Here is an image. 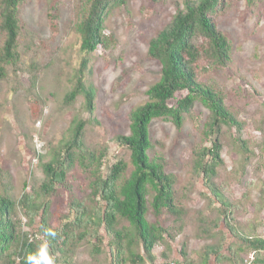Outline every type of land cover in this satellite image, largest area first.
Listing matches in <instances>:
<instances>
[{"label":"trees","instance_id":"1","mask_svg":"<svg viewBox=\"0 0 264 264\" xmlns=\"http://www.w3.org/2000/svg\"><path fill=\"white\" fill-rule=\"evenodd\" d=\"M247 1L251 6L258 0ZM228 2L184 0L170 26L151 40L148 57L161 64V80L149 89L148 102L132 112L130 135L117 138L120 146L131 153L130 164L121 160L110 166L106 148L86 144L88 121L76 119L67 137L48 150L46 157L50 160L45 162V157L39 156L44 178L39 183H26L19 199L14 197L10 178L0 168V264H27L26 257L35 253L44 239L50 242L55 264H77V250L84 245L93 260L105 257V264H156L154 250L160 246L164 248L162 264H210L212 259L215 264H264V237L251 235L262 224L257 220L248 225L235 222L233 215L239 206L230 204L223 187L216 182L225 169V130L243 156L242 173L255 156L251 142L243 137L246 123L228 109L226 97L216 83L203 81L211 72L232 65V43L217 25V17ZM23 4L24 0H0V80L7 77L9 68L15 74L21 71V47L27 48L28 53L35 52L36 38L21 20ZM126 5L127 0H77L74 28L84 57L75 73L74 89L65 98L66 106H72L82 95L86 110L95 112L96 90L85 84L88 56L99 48L110 47L111 39L105 34L107 19L111 11ZM53 10L56 13L52 17L56 19L58 12ZM29 67L36 76L34 54ZM198 103L210 112L204 130L210 145L199 146L195 151V172L203 178L212 197L208 209L216 216L211 219L203 212L190 217L189 192L178 191L177 177L167 172L162 155L150 154L152 122L170 120L181 129L185 115H190ZM130 167L133 170L128 174ZM78 169L85 186L79 185L75 176ZM60 189L66 195L68 214L53 225L52 206L61 195ZM262 202L257 206L258 214L263 210ZM162 217L170 224L162 223ZM222 225L232 238L227 249L228 238L220 230ZM188 226L196 229L197 240L208 244L193 260L188 243L184 242L179 250L182 262L172 260L171 243ZM45 228L56 231L57 236L45 237Z\"/></svg>","mask_w":264,"mask_h":264},{"label":"rangeland","instance_id":"2","mask_svg":"<svg viewBox=\"0 0 264 264\" xmlns=\"http://www.w3.org/2000/svg\"><path fill=\"white\" fill-rule=\"evenodd\" d=\"M183 1L127 0L126 6L111 11L105 31L111 39L110 47L99 48L88 56L85 84L96 90V110L90 114L82 95L72 106L65 105L84 57L80 36L74 28L77 0H24L21 20L36 38L35 52L28 53L27 48L21 47V71L15 74L9 68L7 77L0 80V168L10 178L16 199L24 193L26 183L43 180L39 156L49 161L48 150L67 137L76 119L88 121L86 144L106 148L110 166L121 160L131 163V153L120 146L117 138L130 135L132 112L148 102L149 89L161 80L162 66L149 59V45L170 26ZM53 9L58 12L56 19L52 17L56 13ZM217 25L232 43V65L211 72L203 81L216 83L226 97L228 109L238 113L246 123L243 137L251 142L255 156L242 173L243 156L225 130L222 152L225 169L216 182L223 187L230 204L239 206L233 215L235 222L248 225L257 220L262 227L251 235L264 237V0L251 6L247 0H229L217 17ZM33 54L38 65L36 76L29 70ZM209 119L210 112L198 103L190 115H185L181 129L163 119L153 121L150 128L153 145L150 154L162 155L167 172L177 177L178 191L189 192L187 208L191 218L199 212L210 219L216 216L208 209L212 197L203 178L195 172V151L199 146L210 145L204 137ZM132 170L130 167L128 174ZM75 171L79 185L85 186L80 170ZM60 192L52 206L53 225L68 214L66 195L61 189ZM261 202L263 210L258 214ZM149 220L154 222L155 218L150 216ZM164 220L162 217V223L170 224ZM23 223L26 225V220ZM195 230L186 227L178 240L171 243L172 260L182 262L179 250L184 242L188 243L189 257L197 260V252L208 243L197 240ZM220 230L227 234V249L232 238L224 225ZM102 237L107 243L104 231ZM89 250L86 245L78 248L77 264H105V257L93 260ZM163 250L161 246L154 250L156 264L163 263ZM210 264H215L214 259Z\"/></svg>","mask_w":264,"mask_h":264},{"label":"clouds","instance_id":"3","mask_svg":"<svg viewBox=\"0 0 264 264\" xmlns=\"http://www.w3.org/2000/svg\"><path fill=\"white\" fill-rule=\"evenodd\" d=\"M44 236L55 238L57 236V232L50 228H45ZM49 243L48 239H44L38 245L37 251L26 257L27 264H55L56 258L54 255L50 254Z\"/></svg>","mask_w":264,"mask_h":264}]
</instances>
